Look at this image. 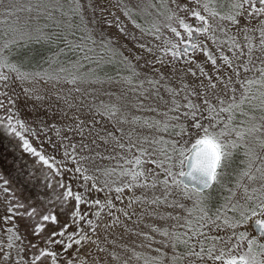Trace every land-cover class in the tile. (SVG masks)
I'll use <instances>...</instances> for the list:
<instances>
[{
  "label": "snow or ice",
  "instance_id": "snow-or-ice-1",
  "mask_svg": "<svg viewBox=\"0 0 264 264\" xmlns=\"http://www.w3.org/2000/svg\"><path fill=\"white\" fill-rule=\"evenodd\" d=\"M0 17V264H264V0Z\"/></svg>",
  "mask_w": 264,
  "mask_h": 264
},
{
  "label": "trees",
  "instance_id": "trees-1",
  "mask_svg": "<svg viewBox=\"0 0 264 264\" xmlns=\"http://www.w3.org/2000/svg\"><path fill=\"white\" fill-rule=\"evenodd\" d=\"M14 157H16V153L12 150L10 141L7 137L0 135V172H3L10 179L16 175V168L11 163ZM24 160L31 163L28 156H24ZM17 183L19 184L20 181ZM35 191V189H27L24 193L34 196Z\"/></svg>",
  "mask_w": 264,
  "mask_h": 264
},
{
  "label": "rangeland",
  "instance_id": "rangeland-1",
  "mask_svg": "<svg viewBox=\"0 0 264 264\" xmlns=\"http://www.w3.org/2000/svg\"><path fill=\"white\" fill-rule=\"evenodd\" d=\"M26 2V0H25ZM133 3L136 2V0H132ZM22 16L25 15V14H21ZM0 19H2V17H0ZM243 22V21H242ZM0 27H3V26H0ZM124 43H127L129 47H132L134 50H135V47L134 45L132 44L131 41H128V40H125L123 41ZM29 107H30V103H29ZM21 108H22V113L23 115L28 118V119H31V116H32V113L28 110V108H24L23 106V101L21 102ZM30 161H31V158L29 157ZM19 194V193H18ZM25 196H27L25 193H23ZM124 242H128V240L126 239Z\"/></svg>",
  "mask_w": 264,
  "mask_h": 264
},
{
  "label": "flooded vegetation",
  "instance_id": "flooded-vegetation-1",
  "mask_svg": "<svg viewBox=\"0 0 264 264\" xmlns=\"http://www.w3.org/2000/svg\"><path fill=\"white\" fill-rule=\"evenodd\" d=\"M246 22H247L246 20H243L242 23H246ZM247 230L250 232H253V233L256 232V226H255L254 220L249 222V224L247 226Z\"/></svg>",
  "mask_w": 264,
  "mask_h": 264
}]
</instances>
